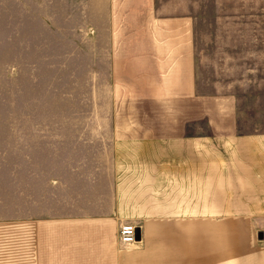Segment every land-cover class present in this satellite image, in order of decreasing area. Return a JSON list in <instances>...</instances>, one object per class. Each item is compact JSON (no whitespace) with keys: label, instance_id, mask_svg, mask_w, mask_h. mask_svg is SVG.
I'll return each instance as SVG.
<instances>
[{"label":"crops","instance_id":"obj_1","mask_svg":"<svg viewBox=\"0 0 264 264\" xmlns=\"http://www.w3.org/2000/svg\"><path fill=\"white\" fill-rule=\"evenodd\" d=\"M60 1L69 15L70 1ZM197 5L79 6L94 31L97 60L109 62L111 116L98 121L100 129L91 121L88 149L68 152V162L58 154L55 171L40 154L7 156V171L0 166V264H122L121 221L156 217L168 200L176 216L264 211V131H240L235 95L202 90ZM8 27L34 35L37 0H0L6 53Z\"/></svg>","mask_w":264,"mask_h":264},{"label":"rangeland","instance_id":"obj_2","mask_svg":"<svg viewBox=\"0 0 264 264\" xmlns=\"http://www.w3.org/2000/svg\"><path fill=\"white\" fill-rule=\"evenodd\" d=\"M69 1L71 12L63 15L60 0H37L34 35L8 27V52L0 50V166L5 171L13 153L46 156L55 171L59 156L68 162V152L88 149L91 121L99 124L111 116L109 62L97 60L94 31H87L78 14L84 0ZM197 3L202 90L235 95L240 131H264V0ZM94 148H102L101 140ZM162 205L151 219L121 221L142 231L137 244L121 246L119 225L118 244L127 251L122 264H264V239H258L264 211L176 216L169 200Z\"/></svg>","mask_w":264,"mask_h":264},{"label":"built area","instance_id":"obj_3","mask_svg":"<svg viewBox=\"0 0 264 264\" xmlns=\"http://www.w3.org/2000/svg\"><path fill=\"white\" fill-rule=\"evenodd\" d=\"M119 242L124 246H132L137 244V227L130 223H123L120 226Z\"/></svg>","mask_w":264,"mask_h":264},{"label":"water","instance_id":"obj_4","mask_svg":"<svg viewBox=\"0 0 264 264\" xmlns=\"http://www.w3.org/2000/svg\"><path fill=\"white\" fill-rule=\"evenodd\" d=\"M137 239L140 240L142 238V231L140 230V228H137ZM258 239H264V231H260V233L258 234Z\"/></svg>","mask_w":264,"mask_h":264}]
</instances>
